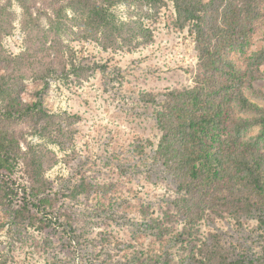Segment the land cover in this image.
<instances>
[{"label":"trees","instance_id":"trees-1","mask_svg":"<svg viewBox=\"0 0 264 264\" xmlns=\"http://www.w3.org/2000/svg\"><path fill=\"white\" fill-rule=\"evenodd\" d=\"M19 1L25 15L26 49L15 56L0 50V201L15 206V225L38 224L47 229L61 219L68 226L70 243L89 244L95 256L103 255L99 264H178L172 246L163 243L174 240L189 251L185 259H180L182 264H264V255L256 259L238 257L221 234H211L199 245L194 241L195 227L208 211L227 213L238 221L264 214V103L248 93L262 92L253 83L264 78L259 68L264 48L253 51L247 63H242L239 56L252 42L264 0H171L176 23L180 28L188 25L194 35L198 61L192 71L193 84L162 94L143 93L142 99L160 107L156 120L162 134L154 160L176 184V198L172 199L175 214L166 211L167 218H154L147 224L161 242L160 247L140 250L131 243V249L125 248L123 262L115 258L116 241L109 232L94 234L87 222L80 223L67 209L56 206L58 197L88 199L92 191L101 187L83 178L73 186L69 182L67 187L54 191L45 170L56 163V158L42 145L27 142L23 147L24 130L29 128L67 147L78 116L66 111L51 112L42 104L50 78L74 76L81 82L95 70L107 69L95 61H77L64 35L92 39L106 50L147 44L152 41L151 30L140 21L118 20L110 9L123 2L158 8L164 0ZM37 2L48 18V28L41 24V13L34 15L32 7ZM66 9L74 15L69 17ZM26 72L43 82L35 102H24L21 97ZM254 127L257 133L246 138L245 134ZM18 164H22L26 180L21 185L15 177ZM178 218L185 222L183 230L164 240L172 234L165 220L173 222ZM260 220L263 221L261 216ZM46 243L49 247L55 244L53 240ZM50 259L48 264H57L55 257Z\"/></svg>","mask_w":264,"mask_h":264},{"label":"rangeland","instance_id":"rangeland-1","mask_svg":"<svg viewBox=\"0 0 264 264\" xmlns=\"http://www.w3.org/2000/svg\"><path fill=\"white\" fill-rule=\"evenodd\" d=\"M40 8L37 2L32 10L35 16L41 13V24L48 28V18ZM66 11L69 17L74 15L70 9ZM110 11L120 21H140L151 30L152 41L131 49L106 50L92 39L64 35L77 61H95L105 64L107 69L105 72L97 69L81 82L74 76L50 78L42 104L51 112L66 111L78 116L72 141L63 148L25 128L22 146L27 142L42 145L54 154L56 163L45 170V176L54 183V191L67 187L69 182L73 186L83 178L101 187L92 191L88 199L60 195L56 206L67 209L80 223L87 222L94 234L109 232L116 241L115 258L123 262L125 248L131 249V243L140 250L160 247L161 242L147 224L154 218H167L166 211L175 214L172 199L176 198V184L154 160L162 134L156 120L160 107L144 102L142 94H162L191 86L198 55L188 25L180 28L176 23L171 0H164L158 8L147 3L123 2L113 5ZM24 19L19 0L0 1V50L4 54L15 56L25 51ZM1 24L10 31L6 32ZM255 26L250 46L245 54L239 55L242 63H247L253 51L264 48V10ZM259 68L264 71V60ZM23 77L22 100L37 101L43 82L30 72ZM253 84L262 92L255 94L248 90L249 95L264 103V78ZM257 131L251 128L245 137L250 138ZM15 177L20 185L26 183L22 164H18ZM14 208L0 201V264H48L52 257L57 264H99L103 260L102 254L95 256L90 251L89 244L74 246L69 242L65 221L57 220V224L47 229L38 224L17 226L12 215ZM208 212L195 227L197 245L211 234H221L238 257L256 259L264 255V214L238 221L227 213ZM165 221L169 222L172 234L164 240L182 231L185 225L180 218ZM52 240L54 248L46 245V241ZM163 243L172 246L175 262L182 264L180 259H185L189 251H184L175 240ZM106 251L110 252L109 248Z\"/></svg>","mask_w":264,"mask_h":264}]
</instances>
